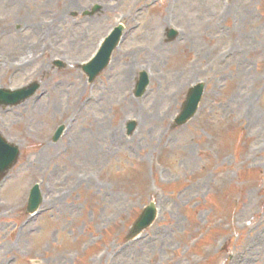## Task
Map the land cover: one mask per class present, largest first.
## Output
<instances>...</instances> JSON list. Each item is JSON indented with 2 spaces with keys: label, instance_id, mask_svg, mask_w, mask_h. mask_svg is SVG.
<instances>
[{
  "label": "rangeland",
  "instance_id": "374dc122",
  "mask_svg": "<svg viewBox=\"0 0 264 264\" xmlns=\"http://www.w3.org/2000/svg\"><path fill=\"white\" fill-rule=\"evenodd\" d=\"M119 21L125 39L89 84L77 64ZM123 53L137 69L121 86ZM32 80L35 95L0 106L20 148L0 180V264H264V0H0V86ZM197 81V113L173 126ZM151 200L157 218L128 239Z\"/></svg>",
  "mask_w": 264,
  "mask_h": 264
},
{
  "label": "water",
  "instance_id": "95a60500",
  "mask_svg": "<svg viewBox=\"0 0 264 264\" xmlns=\"http://www.w3.org/2000/svg\"><path fill=\"white\" fill-rule=\"evenodd\" d=\"M202 90V85H198V86H196L193 90H192V92H191V94H190V97H189V99H188V101H187V103H186V114L185 115H187V114H189V113H192V109H191V107H193L194 105H195V103L197 102V100H198V94H199V92ZM11 152L8 150V152H7V157H6V162H8L9 160H11L12 158H14V156H15V154L16 153H11ZM0 164H2L1 162H0ZM35 196L37 197V194H35ZM154 214H155V211H154V208H153V205H151L150 207H148L145 211H144V213H143V215H142V217H141V219H140V221L138 222V224H137V226L140 228V227H143V226H145V225H147V224H149L151 221H152V219H153V217H154Z\"/></svg>",
  "mask_w": 264,
  "mask_h": 264
},
{
  "label": "bare ground",
  "instance_id": "6f19581e",
  "mask_svg": "<svg viewBox=\"0 0 264 264\" xmlns=\"http://www.w3.org/2000/svg\"><path fill=\"white\" fill-rule=\"evenodd\" d=\"M127 56V54L125 53L123 56H121V59H122V64H123V62H124V64L126 65V68L123 70V73L124 74H122V77H121V80H120V84H121V86H124L125 85V83L127 82V79H128V71L130 72L131 71V69L130 68H132L133 66V61L130 59V58H127L126 57ZM130 67V68H129ZM129 68V70L127 71V69ZM134 69H137V67H133Z\"/></svg>",
  "mask_w": 264,
  "mask_h": 264
}]
</instances>
